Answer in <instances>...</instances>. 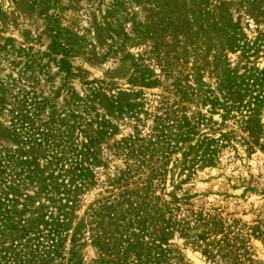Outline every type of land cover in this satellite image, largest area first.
Wrapping results in <instances>:
<instances>
[{
    "label": "rangeland",
    "instance_id": "obj_1",
    "mask_svg": "<svg viewBox=\"0 0 264 264\" xmlns=\"http://www.w3.org/2000/svg\"><path fill=\"white\" fill-rule=\"evenodd\" d=\"M0 264H264V0H0Z\"/></svg>",
    "mask_w": 264,
    "mask_h": 264
}]
</instances>
